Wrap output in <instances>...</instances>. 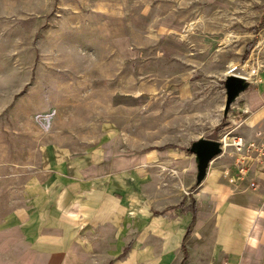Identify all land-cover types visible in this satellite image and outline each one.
Segmentation results:
<instances>
[{
  "label": "rangeland",
  "instance_id": "obj_1",
  "mask_svg": "<svg viewBox=\"0 0 264 264\" xmlns=\"http://www.w3.org/2000/svg\"><path fill=\"white\" fill-rule=\"evenodd\" d=\"M263 29L264 0H0V225L54 154L129 159L140 204L175 202L193 177L152 156L264 118ZM232 64L253 86L224 117Z\"/></svg>",
  "mask_w": 264,
  "mask_h": 264
},
{
  "label": "crops",
  "instance_id": "obj_2",
  "mask_svg": "<svg viewBox=\"0 0 264 264\" xmlns=\"http://www.w3.org/2000/svg\"><path fill=\"white\" fill-rule=\"evenodd\" d=\"M258 117L235 133L255 136L264 129ZM190 154L152 156L171 168L179 163V177L194 182L175 202L151 207L134 193L130 180L139 170H131L129 159L48 157L46 172L39 167V176L27 178L23 206L0 225V264H182L184 258V264H264V167L254 163L243 177L226 151L198 184ZM168 176L174 184L175 169Z\"/></svg>",
  "mask_w": 264,
  "mask_h": 264
},
{
  "label": "water",
  "instance_id": "obj_3",
  "mask_svg": "<svg viewBox=\"0 0 264 264\" xmlns=\"http://www.w3.org/2000/svg\"><path fill=\"white\" fill-rule=\"evenodd\" d=\"M252 86L253 82L247 76L232 71L227 72L224 78V90L226 94L223 110L224 117L229 114L233 103L240 95ZM188 150L195 155L197 163L196 182L199 184L204 180L210 162L222 153L221 141L219 139L201 137L193 141Z\"/></svg>",
  "mask_w": 264,
  "mask_h": 264
},
{
  "label": "built area",
  "instance_id": "obj_4",
  "mask_svg": "<svg viewBox=\"0 0 264 264\" xmlns=\"http://www.w3.org/2000/svg\"><path fill=\"white\" fill-rule=\"evenodd\" d=\"M242 112L249 113V106H244ZM51 115V113L40 114L41 122L46 124L50 120ZM242 123L243 120L240 124ZM219 140L223 149L222 153L228 151L229 154L233 155L239 168V173L243 177L248 175L249 167L254 163L264 167V129H258L255 136L250 139L229 131ZM250 186L257 187V183L252 180Z\"/></svg>",
  "mask_w": 264,
  "mask_h": 264
},
{
  "label": "trees",
  "instance_id": "obj_5",
  "mask_svg": "<svg viewBox=\"0 0 264 264\" xmlns=\"http://www.w3.org/2000/svg\"><path fill=\"white\" fill-rule=\"evenodd\" d=\"M252 46H253V41L250 42L248 44L247 48H246V52H245L244 57H243L245 60L249 57L250 52H251V49H252ZM195 211H196V202L193 200V213H194V217H193V220H192L189 228L186 231V234H185V237H184V243H183V251H184L185 254H186L185 242L188 239V237L190 236V233H191V230H192L194 221H195ZM184 260H185V258H184ZM184 260H183L182 264H184Z\"/></svg>",
  "mask_w": 264,
  "mask_h": 264
},
{
  "label": "bare ground",
  "instance_id": "obj_6",
  "mask_svg": "<svg viewBox=\"0 0 264 264\" xmlns=\"http://www.w3.org/2000/svg\"><path fill=\"white\" fill-rule=\"evenodd\" d=\"M229 71H232V72L237 73V74H243V75H245V76H247L249 78L247 73L245 71H243V70H240L239 67L237 65H235V64H232L231 69Z\"/></svg>",
  "mask_w": 264,
  "mask_h": 264
}]
</instances>
